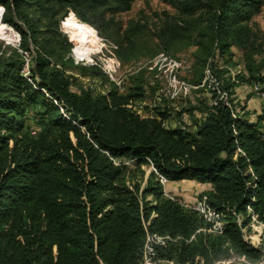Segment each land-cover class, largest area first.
<instances>
[{
    "label": "trees",
    "instance_id": "trees-1",
    "mask_svg": "<svg viewBox=\"0 0 264 264\" xmlns=\"http://www.w3.org/2000/svg\"><path fill=\"white\" fill-rule=\"evenodd\" d=\"M111 1L0 0V22L20 35L19 48L5 52L0 45V264H142L152 234L165 237L154 245L158 260L260 261L264 252L245 240L241 226L251 214L264 223V106L253 119L244 109L236 113L237 84L213 63L206 69L217 89L211 88V103L193 108L199 116L189 130L165 128L166 112H157L161 119L142 117L129 107L142 97L141 84L126 94L114 87L72 91L65 74L72 44L59 31L58 16L71 9L101 34L85 11L101 15ZM258 2L181 0L201 70L216 52L224 57L231 46L247 48L251 31L243 21ZM20 51L30 53L28 75ZM81 68L82 75L102 76L97 67ZM202 79L203 73L192 84ZM27 115L36 130L25 124ZM114 158L136 168L148 163L156 172L141 188L127 182L129 169ZM158 175L203 186L198 196L224 216L222 232L203 231V217L166 197Z\"/></svg>",
    "mask_w": 264,
    "mask_h": 264
},
{
    "label": "rangeland",
    "instance_id": "rangeland-1",
    "mask_svg": "<svg viewBox=\"0 0 264 264\" xmlns=\"http://www.w3.org/2000/svg\"><path fill=\"white\" fill-rule=\"evenodd\" d=\"M180 4L181 0H130L128 3L114 0L104 5L107 9L101 15L85 11L86 16L99 26L101 32L99 34L90 25L93 30L92 39L99 49L95 52L89 51L86 55H79L77 52V39L70 35V26L66 23L68 16L81 20L67 8L66 13L58 16V29L72 44L71 55L69 53L66 56L71 58V62L65 66V74L71 76V90L79 93L81 89L93 92L96 89L106 93L114 87L119 94H126L136 84H141L144 89L142 97L131 102L129 107L132 106L134 110L140 102L143 107L140 116L161 119L157 113L160 110L167 114L163 119L165 128L184 129L185 126L189 130L190 121L199 116V112L193 108L198 106L199 102L211 103L213 100V83L205 79L208 70L206 68H211L210 64L213 63L218 69L225 68L227 73L224 77L237 84L234 88L236 113L244 109L251 119L255 118L264 106V81L249 82V79L253 80L251 74L264 78V0L254 3L252 15L243 21L251 31L247 48L231 46L228 51L231 55L224 57L216 52L202 70L196 63L199 52L193 44L194 30L186 22L191 16L181 12ZM4 12L3 6L0 5V15ZM29 14L34 15L32 10ZM21 23L18 20V24ZM7 25L10 31L13 30V35L11 33L10 38L0 35V45L3 51L10 52L19 48L20 35L14 26ZM20 52L24 55L22 74L28 75L30 53ZM92 59L93 61H90ZM109 60L114 61L113 78L103 71V65ZM81 67H97L102 76L82 75ZM202 73L201 83L192 84ZM210 73L212 74V71ZM174 77L177 81L183 80L195 87L187 92L175 90L172 85ZM90 79L94 80L93 89L87 86ZM184 115L188 116L186 121L183 119ZM27 117L25 124L36 130L31 115ZM126 166L129 169L127 182H138L141 188L145 187L149 174L153 172L151 164H141L139 168L133 163ZM152 180L156 181L157 178L152 177ZM165 189L188 202L195 201L204 190L203 186L192 181L169 183ZM146 199L152 200V197L147 196ZM239 219L243 221L244 217L239 215ZM250 230L248 228L247 232H251Z\"/></svg>",
    "mask_w": 264,
    "mask_h": 264
},
{
    "label": "built area",
    "instance_id": "built-area-1",
    "mask_svg": "<svg viewBox=\"0 0 264 264\" xmlns=\"http://www.w3.org/2000/svg\"><path fill=\"white\" fill-rule=\"evenodd\" d=\"M90 61H93V59ZM110 61H111V63H110ZM113 62L114 61L109 60L106 62V64L103 65V71H105L109 75L110 78H113V74H114L113 67L115 68V66L113 65ZM27 66H28V60H26V67ZM206 73H207V75H206L205 79L209 80V82H212L213 86H214V87H212V89L216 90L217 89V83L215 82V78H213V76L210 74L209 70H206ZM93 82H94V80H92V79L88 80L87 86L89 87V89H93V86H94L92 84ZM172 85L175 88V90L176 89L182 90L183 92H187L191 88L195 87L186 81H183V80L177 81L175 79V77L172 80ZM95 87H96V85H95ZM95 91H98V90L95 89ZM217 92H218V94H220L221 97H223L224 93H220L219 90H217ZM139 104H140V102L137 103L138 107H134V110L137 114L141 115L143 107L141 104L140 105ZM183 119H184V121H186L187 116L184 115ZM183 128H184V126H183ZM112 161H113L114 165H116V166H123V165H127L128 163H132L131 160H125V159H121V158L120 159L114 158V159H112ZM151 167H152V171L156 172L152 165H151ZM158 176H159L158 181L162 185L163 193L166 197L177 201L182 206L197 212L198 214H200L203 217V219L208 224L207 228L202 229L203 231H206L208 233L215 234V235L220 234L222 232L223 226L225 224L224 216L221 213L216 212L215 209L210 207V205L208 204V200H207L206 195H202L201 197L196 198L195 201H193V202L181 200L165 189L166 185L169 184L170 182L164 176H160V175H158ZM247 210H248V212H251L249 207L247 208ZM241 222L242 221L238 217L237 223L239 225H241ZM248 228L251 229L250 230L251 232H247ZM241 230H242L243 236L247 242H249L253 246L259 247L264 252V223L263 222L259 221L254 214H251L250 215V222L247 225H245V227L241 226ZM164 241H165V237L159 236L157 234H152V235L147 236L145 247H144V257H143V263L142 264H179V263H176V262L170 261V260L155 259L154 245L162 244ZM263 257L260 261H258L256 263H250L247 260H245L244 258L239 257V258H232V259L227 260V261L215 262L214 264H240V263H242V264H264ZM196 262L203 264V260L200 258H196Z\"/></svg>",
    "mask_w": 264,
    "mask_h": 264
},
{
    "label": "bare ground",
    "instance_id": "bare-ground-1",
    "mask_svg": "<svg viewBox=\"0 0 264 264\" xmlns=\"http://www.w3.org/2000/svg\"><path fill=\"white\" fill-rule=\"evenodd\" d=\"M69 17L70 16L67 17L66 21L69 19ZM71 17L73 20V24H69L70 26L69 33L70 35L76 37L77 39L76 49L79 55H86L87 53H89V51L90 52L97 51L99 48H98V45L95 43V41L92 39L93 30L91 26L87 23H84L82 21L75 19L73 16ZM77 24L80 25L81 27L74 26ZM89 29H91V31H89ZM12 32L13 30L10 31L9 26L7 24H4V23L0 24L1 37H4V38L6 36L11 37L13 35ZM96 45H97V48H96Z\"/></svg>",
    "mask_w": 264,
    "mask_h": 264
},
{
    "label": "clouds",
    "instance_id": "clouds-1",
    "mask_svg": "<svg viewBox=\"0 0 264 264\" xmlns=\"http://www.w3.org/2000/svg\"><path fill=\"white\" fill-rule=\"evenodd\" d=\"M74 15V14H73ZM67 24H73V20H72V17L70 16L69 19L66 21ZM76 27H81L80 25H74ZM89 31H91V29H89Z\"/></svg>",
    "mask_w": 264,
    "mask_h": 264
},
{
    "label": "crops",
    "instance_id": "crops-1",
    "mask_svg": "<svg viewBox=\"0 0 264 264\" xmlns=\"http://www.w3.org/2000/svg\"><path fill=\"white\" fill-rule=\"evenodd\" d=\"M183 182H185V180H183V181H179V182H171V184H175V183H183ZM197 185H199V184H197ZM199 186H201V185H199Z\"/></svg>",
    "mask_w": 264,
    "mask_h": 264
}]
</instances>
